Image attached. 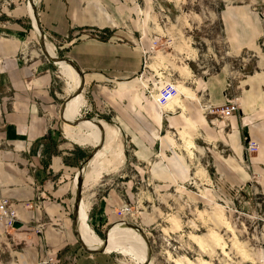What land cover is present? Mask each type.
Wrapping results in <instances>:
<instances>
[{
	"label": "crops",
	"instance_id": "obj_1",
	"mask_svg": "<svg viewBox=\"0 0 264 264\" xmlns=\"http://www.w3.org/2000/svg\"><path fill=\"white\" fill-rule=\"evenodd\" d=\"M35 5L46 44L83 74L80 112L114 125L137 148L134 156L156 148L167 159L154 163L155 178L169 185L171 174L187 179L185 164L177 153L171 156L169 135L179 139L178 131L185 129L201 132L207 144L203 183L207 175V185L213 178L238 186L253 176L264 188L262 73L238 81L239 110L228 119L202 113L189 96L161 113L151 96L155 70L147 63L143 68L152 41L158 40L146 18L148 0H37ZM32 20L28 0H0V198L9 199L19 216L11 228L0 221V264H41L51 254L59 255L57 264H115L106 254L112 252L89 253L73 233L75 178L86 157L84 145L58 135L59 127L65 132L62 107L71 94L69 83L59 63L43 54ZM258 28L253 23V40L247 41L245 29L233 28L230 34L235 41L256 44ZM205 79L210 102L221 105L225 75L216 72ZM248 137L259 143L249 156L242 146ZM98 202L94 219L112 211L113 201L106 196Z\"/></svg>",
	"mask_w": 264,
	"mask_h": 264
},
{
	"label": "rangeland",
	"instance_id": "obj_2",
	"mask_svg": "<svg viewBox=\"0 0 264 264\" xmlns=\"http://www.w3.org/2000/svg\"><path fill=\"white\" fill-rule=\"evenodd\" d=\"M148 1L146 18L156 27L158 40L148 52L147 64L155 70L156 86L169 80L179 85L172 102L180 104V98L189 96L206 113L204 105L216 110L226 97H236L242 77L264 76V0ZM253 23L259 26L256 44H251ZM233 28L245 29L250 34L247 41L252 40L235 41L230 34ZM216 72L225 75L226 86L224 102L215 106L205 78ZM168 106L157 107L164 113ZM85 117L96 118L79 112L78 118ZM178 133L179 139L169 133L171 156L177 153L188 177L178 180L171 174L169 185L154 177V163L167 158L156 148L149 155L134 156L137 148L118 131V157H110L108 168L83 187V200L90 204L88 225L101 239L104 229L117 221L141 227L149 246V264H264V188L257 186L253 176L238 186L226 187L213 178L207 185V175L203 183L202 163L209 165L207 144L199 131ZM58 135L63 139L66 132L59 127ZM213 141L210 145L216 149ZM93 147L84 144V156ZM102 196L113 201L112 211L103 220L94 219ZM126 247L106 254L115 264H140V250Z\"/></svg>",
	"mask_w": 264,
	"mask_h": 264
},
{
	"label": "bare ground",
	"instance_id": "obj_3",
	"mask_svg": "<svg viewBox=\"0 0 264 264\" xmlns=\"http://www.w3.org/2000/svg\"><path fill=\"white\" fill-rule=\"evenodd\" d=\"M34 1L36 4L37 0ZM29 11L32 15L30 6ZM32 19L33 25L38 34L37 26L35 25L33 16ZM46 48L51 55L55 54V49H53V45H51V43L47 42ZM58 63L60 65V69L62 70V74L66 76L68 80V91L69 93H73L78 87L79 75L69 63L65 61H59ZM172 99L169 100L170 103H172V101L174 100ZM168 102L165 105H169L170 103ZM84 105L85 98L83 97V93L78 94L76 96H71V99L66 103L63 111L65 119L72 121L73 119L78 118L79 112L82 106ZM64 125L66 135L77 144H90L91 146L97 147L99 146V143L103 141L102 147L87 162L85 167H83L84 187L89 184L92 180H95L96 176L100 174L101 171L106 170L108 168V161H111L110 157H118V155L116 154L117 149L119 147L118 130L115 126L97 118H82V120H80L76 126H72L67 123ZM75 181L77 184V176L75 178ZM76 184L74 187V195L76 193ZM89 208V202L83 200L82 197L79 208L78 228L85 244L91 249H98L105 245L103 239H101L88 225ZM127 245H129L133 250H135L136 248L138 249V251L140 250V252L142 253V259L140 260V264L144 263L147 258V245L143 237L136 230L130 228L127 224H125L124 221H117V223L115 222L113 223V225L111 224V227L108 232L107 244L105 246L104 251L120 252L121 250H124Z\"/></svg>",
	"mask_w": 264,
	"mask_h": 264
},
{
	"label": "water",
	"instance_id": "obj_4",
	"mask_svg": "<svg viewBox=\"0 0 264 264\" xmlns=\"http://www.w3.org/2000/svg\"><path fill=\"white\" fill-rule=\"evenodd\" d=\"M28 5L31 7L32 16L34 18L35 25L37 26L38 37H39V40L38 41H39V44L41 46V50H42L43 54L49 60L56 61V62L65 61V62L69 63L71 65V67L79 75V84H78L77 89L73 93H71V95H69L66 98V101L63 103L62 111H64L65 105L71 99V96H76L78 94L83 93V87H84L83 74H82L81 70L78 68V66L72 60H70L68 58H64V57H58L55 54L54 55H51L49 53V51L46 48V42H45L44 32H43V30L41 29V26H40V22H39V17H38L37 7L35 5V1L34 0H28ZM87 118L93 119L91 117H85L84 119H87ZM80 120H82V118H80V119L79 118H76V119H73L72 121H69L67 119H64V121L67 124H70V125H73V126H76L79 123ZM102 142L103 141H101V143H99V146L93 147L92 151L85 157L83 163L80 166V169L78 170V173H77V184H76V193L74 195L73 204H72V230H73V233H74L75 237L77 238V240L82 245V247L84 248V250L87 251V252H89V253H99V252H103L105 250V246H106L107 240H108V232H109V229L111 227V225H109V226H107L104 229L102 236H103V241H104V245L105 246H103L101 248H98V249H91V248H89L85 244V242L82 239V236L80 234L79 228H78L79 208H80V203H81V200H82L83 181H84L83 167H85V165L87 164V162L102 147V145H103ZM121 221H124V220H121ZM124 222L130 228L136 230L143 237V239H144V241H145V243L147 245V249H148L149 246H148V242H147V239H146V235L143 232V230L141 229V227H139V226H137L135 224L128 223L126 221H124ZM147 263H148V258L145 260L144 264H147Z\"/></svg>",
	"mask_w": 264,
	"mask_h": 264
},
{
	"label": "built area",
	"instance_id": "obj_5",
	"mask_svg": "<svg viewBox=\"0 0 264 264\" xmlns=\"http://www.w3.org/2000/svg\"><path fill=\"white\" fill-rule=\"evenodd\" d=\"M157 41L153 40L150 46V50L154 49V44ZM148 53L143 58V68L146 67ZM156 85V84H155ZM178 94V86L174 81H166L161 85L155 86V92L151 95L157 106H164L170 99ZM204 109L208 112H219L221 117L228 119L231 115L235 114L239 110V102L236 97H226L225 102L222 104L221 108L214 109L211 105H204ZM259 148V143L257 140L248 137L244 141L243 150L246 154H252L256 152ZM124 211V208L123 210ZM19 219L18 213L14 207V204L7 198H0V221L5 227H13L15 222ZM58 257L55 255H47L41 264H57Z\"/></svg>",
	"mask_w": 264,
	"mask_h": 264
}]
</instances>
